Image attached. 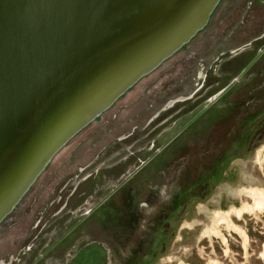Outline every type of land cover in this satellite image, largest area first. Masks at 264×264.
I'll return each instance as SVG.
<instances>
[{"label": "rangeland", "instance_id": "1", "mask_svg": "<svg viewBox=\"0 0 264 264\" xmlns=\"http://www.w3.org/2000/svg\"><path fill=\"white\" fill-rule=\"evenodd\" d=\"M251 15L233 37L235 43L252 38L264 25V6ZM256 44L254 48L261 45ZM251 55L234 56L230 65L226 60L231 57H226L223 67L211 69L204 85H213L206 93L201 90L203 99L208 101L234 78ZM262 79H256L248 91ZM136 90L120 101L129 105V95ZM260 93L258 104L264 105V90ZM240 95L233 97L237 104ZM256 106L251 105L250 114L256 113ZM192 108L188 104L180 114ZM198 109L182 123L174 124L177 115L168 114L163 126H155L158 120L152 116L153 130L146 126L124 140L119 118L105 124L110 113L81 132L38 179L44 191L37 208L45 205L43 211L32 210L27 217L16 218L17 224L0 227V264H32L39 257L35 264H264V209L239 216L233 212L253 204L251 191L264 196V132L248 151L232 148L235 155L224 169V181L207 188L195 186L181 196L177 211L174 201L180 186L192 184L212 166L214 150L217 154L229 145L219 133L224 129L221 124L237 125L236 120L217 116L198 134L186 137L180 153L156 156L150 166L120 185ZM258 125H251V132ZM108 128L111 132L105 131ZM218 215L228 217L227 224L217 220Z\"/></svg>", "mask_w": 264, "mask_h": 264}, {"label": "water", "instance_id": "2", "mask_svg": "<svg viewBox=\"0 0 264 264\" xmlns=\"http://www.w3.org/2000/svg\"><path fill=\"white\" fill-rule=\"evenodd\" d=\"M221 0H0V223L58 151Z\"/></svg>", "mask_w": 264, "mask_h": 264}, {"label": "flooded vegetation", "instance_id": "3", "mask_svg": "<svg viewBox=\"0 0 264 264\" xmlns=\"http://www.w3.org/2000/svg\"><path fill=\"white\" fill-rule=\"evenodd\" d=\"M263 6L264 0H221L212 13L207 25L201 31L151 73L141 78L118 98L110 108L70 139L58 153L81 132L94 123L101 122L104 116L109 113V116L104 121L105 124L113 119L117 120L119 118L117 120V125L119 126L118 129L123 128L122 134L124 136L120 138L124 140L131 138L134 134L139 132L141 128L143 129L146 126H149V128L153 130V120L150 119L152 116L154 120H158V122H155V126L165 125V122H167L166 119L171 114L177 115L174 124H176V122L182 123L190 113H193L195 109L199 108L193 116L187 118L182 126L166 140V143H163L157 151H153V153L148 155L149 157L147 160L142 161L139 167L131 172L132 174L129 172L128 174L130 175L121 182L120 185H122L130 180L135 172L148 167L149 164L156 161V156L167 153H180L182 143L185 141L184 136L186 132V137L189 136V132H191L190 134L192 135H196L195 133L198 134L202 125H205L206 122H214L217 116H222L224 112H229V114H231L243 105L248 106V104H251L252 106L257 105V107L263 106V104L258 103L261 102L260 91L264 90V79L260 80V85L258 84V86L252 87V92H249L248 88L252 86L256 79L259 80V78H264V25L260 27L259 32L255 36H252V38L247 41H237L235 43L236 37L233 38L235 35L237 36L236 32H238V30H242L243 27H246L248 18L252 16V12L257 9L259 10V8ZM258 42L261 43V45L254 48V46H257L256 43ZM247 53L252 55L239 70V73L217 90L208 101L203 99L202 94H199L201 90L206 93L213 85H204L208 78V72L210 73V70L216 69V67L220 68V66L223 65L222 60H224V58L227 59L226 57H231L226 60L229 64L234 56L245 55ZM202 72L203 78H200L199 75ZM218 74L221 75L222 73L218 72ZM136 88V93L129 95L128 99H131L129 105L127 101H120ZM239 92L242 93V95H240L241 103L237 104L238 100L234 101L233 97L234 95H238ZM244 92L245 94H243ZM200 98L203 100L199 101ZM188 104L193 106L191 112H182L180 114ZM115 107L116 109L112 112ZM241 113V120L243 122L247 119V113ZM116 130L115 127L114 131ZM105 131L111 132L109 128ZM224 131L223 129L219 131L221 136L224 135L226 140L233 139L231 129L228 132ZM215 155L216 152L214 150L212 156ZM49 164L22 197L13 211L0 223V227L17 224L18 222L15 221L16 218H19V220L21 217L25 218L31 214L32 210L43 211L45 205L38 206L37 208L38 198L43 194L42 191H44L43 184L39 183L38 179L46 171ZM68 189L70 190L71 188ZM52 193L48 197H51ZM98 204L99 203H97V205ZM91 210L92 209L88 210L83 215L90 213ZM62 238L63 235L55 240V242L49 246V249ZM38 259H40V257ZM38 259L32 264H35Z\"/></svg>", "mask_w": 264, "mask_h": 264}, {"label": "trees", "instance_id": "4", "mask_svg": "<svg viewBox=\"0 0 264 264\" xmlns=\"http://www.w3.org/2000/svg\"><path fill=\"white\" fill-rule=\"evenodd\" d=\"M249 106H241L237 110L233 111L231 114L229 112H224V114L221 116L225 119L229 118L230 120L237 121V125H229L226 122L222 123L223 125L221 128H224V132H228L231 129L232 137L233 139L229 140L228 147L221 148L219 152L215 155L217 156L214 162L212 163V166L208 168V170H205L206 173H203L202 176L200 175L198 178L194 179L192 184L185 185L184 182L182 183V186H180V191L178 192V195L175 197L174 205H178L175 211H177L178 208H180V204H178L181 196H185L188 191H190L193 188H196L195 186L201 185L204 187H212L215 186L218 183H221L224 181V169L226 168V165L228 162L234 157L235 154H231V150L233 148V152H236L239 150L240 152L248 151L249 147L255 143L256 140H258V137L260 136V133L264 132V105L259 106L256 109V113H249V109L252 108L251 104H248ZM255 109V108H254ZM260 109V110H259ZM246 112L247 113V119L242 122L241 116ZM238 113V114H237ZM213 122V121H210ZM259 124L255 129H253L251 132V125L253 124ZM205 125H208L206 122ZM229 125V126H228ZM227 126V127H226ZM191 132H189L188 137H192ZM256 135V136H255ZM225 137L224 135H222ZM186 139V136H185ZM217 147V144H216ZM216 152V151H215ZM230 152V153H229ZM191 197L193 196V193H191ZM174 211V210H173ZM167 218L163 219L166 220ZM168 220H173L172 216H169ZM160 223V222H159Z\"/></svg>", "mask_w": 264, "mask_h": 264}, {"label": "bare ground", "instance_id": "5", "mask_svg": "<svg viewBox=\"0 0 264 264\" xmlns=\"http://www.w3.org/2000/svg\"><path fill=\"white\" fill-rule=\"evenodd\" d=\"M260 192V191H259ZM264 193V192H263ZM249 194V196H251L252 197V199H253V204L252 205H244V206H242L241 208H239V209H236V210H234L233 212L236 214V215H240V213H242V212H246V211H248V212H251V211H255V210H262V209H264V196H262V193L260 194V193H258V192H254V191H251L250 193H248ZM226 213V212H225ZM229 213V212H228ZM221 215V214H220ZM228 214L226 213L224 216H227ZM223 216V215H222ZM220 217L219 215H218V219L217 220H224L225 222L227 221V219H228V217ZM216 220V221H217ZM219 220V221H220ZM225 224V223H224ZM226 224H227V222H226ZM231 224V223H230Z\"/></svg>", "mask_w": 264, "mask_h": 264}]
</instances>
